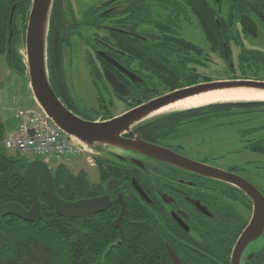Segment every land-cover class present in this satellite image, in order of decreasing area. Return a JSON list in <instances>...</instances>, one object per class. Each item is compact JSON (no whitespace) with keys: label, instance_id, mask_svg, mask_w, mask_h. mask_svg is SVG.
Here are the masks:
<instances>
[{"label":"flooded vegetation","instance_id":"af4514ba","mask_svg":"<svg viewBox=\"0 0 264 264\" xmlns=\"http://www.w3.org/2000/svg\"><path fill=\"white\" fill-rule=\"evenodd\" d=\"M105 1L52 0L48 18L46 64L51 86L63 104L85 120L91 119L73 110L81 100L71 96L75 58L78 72L84 66L92 86H96L97 80L108 101L111 100L113 105L116 101L127 105L136 87L144 89L151 80L149 76L164 73L166 58L170 59L168 67L174 66L175 50L183 44L187 70L191 67L192 45L197 49L194 52L196 58L205 59L194 64L197 77L192 83L161 89L147 100L218 80L201 71L207 67L209 57L205 26H210L213 36L223 34L226 26L230 28L231 43L239 48L237 61L247 51H262L247 48L244 42L256 39L264 32V0H231L232 3L229 0H194L195 5L193 0H114L103 5ZM32 2L12 0L6 13V49L0 54L6 63L14 59L17 65H26L19 45L21 40L24 43ZM78 2H82L81 5ZM13 5L12 36L8 46V17ZM242 14L255 23L256 36L242 27ZM197 30L200 31L199 41ZM114 33L121 35L120 47L114 45L117 39ZM176 37L183 41L176 43ZM128 42L134 44L135 59L128 53ZM231 43L225 47L226 56L232 55ZM222 56L219 49L210 53L216 60H222ZM110 57L139 76L142 82L131 80L112 64ZM103 68L109 69L129 88V96H118L104 78ZM127 106L120 112H112L111 117L136 105ZM195 108L150 117L122 136L133 140L139 135L149 143L211 168V172L207 168L195 170L152 158L134 149L103 146L93 165L97 168L95 179H91L84 169L74 172L84 174L93 189L89 195L76 199L108 197L104 209L115 214L111 224L117 231V238L114 235L117 244H121L125 235L128 212L136 216L138 244L135 247L139 250V264H264V158L250 153V157L241 161L235 157L234 149L224 152L217 148L216 144L222 139L224 110L221 106ZM111 117L103 118L100 114L94 120ZM150 121L151 124L145 125ZM217 171L247 180L261 198L256 197V193L249 195L236 183L217 177L220 174L215 173ZM119 195L127 211L120 218L122 238L113 224L122 208ZM246 231L248 235L244 237ZM107 247H112V243Z\"/></svg>","mask_w":264,"mask_h":264},{"label":"trees","instance_id":"16d2710c","mask_svg":"<svg viewBox=\"0 0 264 264\" xmlns=\"http://www.w3.org/2000/svg\"><path fill=\"white\" fill-rule=\"evenodd\" d=\"M229 2L232 3L231 0ZM11 3L12 0H0V54L5 52L6 49V13ZM194 3L193 0L192 4ZM204 30L209 54L206 59L208 64L212 60L210 53L219 49L223 55V62L233 70L235 64H230L232 58L230 54L226 56L228 52L225 48L232 40V36L228 33L230 28L226 26L223 34H215L214 36L211 34L210 26H205ZM115 34L117 39L114 45L120 47L119 38L121 35ZM175 41L181 43L183 38L176 37ZM127 50L131 58L135 59L136 51L133 43L128 42ZM195 51L197 49L192 45L191 67L190 70H187L185 45L183 44L181 48L176 49L174 66L169 68L170 59L166 58L168 62L163 65L164 73L149 76L151 80L144 89L136 87L130 96L128 106L139 105L144 100L147 101L148 98L161 89L192 83L197 77L194 74L195 65L205 60L196 58ZM149 57L151 58L150 55ZM237 62L239 76L236 78L264 80V53L262 51H247L239 57ZM7 65L15 70L25 71V66L22 63L20 66L17 65L14 59L7 62ZM98 74L102 76L100 71ZM204 79L208 78L204 77ZM95 81V89L97 90L96 96H94L95 101L83 107L76 105L73 110L82 116L89 117L91 120L96 119L100 114L103 118L111 117L113 102L104 98L106 92L99 82ZM220 106L224 110L223 118H232L229 124L247 123V125L238 129L241 135L239 140L241 151L259 154L264 158V101L218 102L195 109ZM149 124H151V121L145 125ZM5 131V125L0 120V205L15 201L25 209H29L31 200L27 185L22 178L24 166L17 159V155L7 153L2 144ZM51 172L57 193L64 199L74 200L87 196L93 191L84 174L76 175L62 163L56 164ZM38 188L41 216L37 221H27L13 214L6 215L1 219L0 231L4 233L6 240L0 253V264L138 263L139 250L135 247L138 244L137 219L130 211L128 216L125 217L127 221L124 227L125 235L121 244H117L115 242L117 231L111 224L115 214L104 209L96 212L95 215L91 213L86 217L66 218L57 214L50 206L45 195L44 183L41 180H39ZM77 218L81 219L80 222ZM114 235H116V238ZM111 243L112 247H107Z\"/></svg>","mask_w":264,"mask_h":264},{"label":"water","instance_id":"95a60500","mask_svg":"<svg viewBox=\"0 0 264 264\" xmlns=\"http://www.w3.org/2000/svg\"><path fill=\"white\" fill-rule=\"evenodd\" d=\"M114 0H106L103 5L109 4ZM52 0H33L29 21L25 31V58L29 78V88L37 105L45 112L52 122L65 134L73 136L86 145L100 149L105 146H115L121 148L134 149L152 158H159L171 161L180 166L195 169L206 170V166L193 160L187 159L173 151L157 146L143 140L137 135L133 140H126L122 134L130 133L131 128L137 123L153 117L154 113L171 103L183 100L196 95L205 94L212 91L224 89L245 88L264 92V80L244 78L235 80H217L199 83L177 89L162 96L149 99L139 105H136L125 112L103 121L85 120L68 109L57 97L51 86L47 64H46V37L48 18L51 9ZM14 5L11 8L8 17L9 31L7 43L9 46L12 36V15ZM242 27L252 36H256V25L247 15L240 17ZM227 55V53H226ZM112 64L124 72L131 80L142 82V79L130 70L123 68L116 60L109 58ZM103 74L106 81L119 97H127L131 93L129 88L118 80V78L107 68H103ZM241 101H264V100H241ZM218 102H240V101H218ZM213 102V103H218ZM211 103H207L208 105ZM203 106V105H200ZM197 107V106H196ZM17 159L24 166L22 178L28 189L31 200L29 209H25L18 202L12 201L0 205V221L9 214L16 215L27 221H37L41 216V203L39 200V180L44 183V191L47 200L53 210L66 218L84 217L90 213H96L104 210L108 202V197L98 196L92 198H81L67 200L62 198L56 190L54 178L50 168L41 160H27L24 155H17ZM211 172V168H207ZM220 173L217 177L225 179L231 183L240 185L249 195L256 193V197L261 198V194L245 179L227 172ZM135 185L136 182H134ZM118 200L122 202V208L118 218L113 224L120 231V238L123 237V231L120 225V218L126 214V208L122 197ZM246 231L244 237H247ZM5 235L0 231V253L5 245Z\"/></svg>","mask_w":264,"mask_h":264},{"label":"rangeland","instance_id":"374dc122","mask_svg":"<svg viewBox=\"0 0 264 264\" xmlns=\"http://www.w3.org/2000/svg\"><path fill=\"white\" fill-rule=\"evenodd\" d=\"M79 3V2H78ZM82 3V2H80ZM79 3V4H80ZM81 5V4H80ZM196 36H198L197 41H199L200 31L197 30ZM187 38L188 35L186 34ZM190 38L193 40V35H190ZM245 46L247 48H258L264 51V32L262 35L256 39H249L245 40ZM18 45V44H17ZM21 45V46H20ZM19 45L20 54L22 60L25 63V51H24V43L21 40ZM232 47V62L231 64H235L234 69H230L223 60H216V58H212L207 67L204 70H201L204 74L208 75V77L218 80H235V79H243V78H236L239 76V71L237 70V55L239 52V48L236 46L234 42L231 43ZM77 51V50H76ZM73 72L71 77V82L74 86L73 88V95L75 97H79V99L84 100L79 101L77 104L79 107H83L84 105H88L93 103L94 96H96L97 90L95 89L96 86H92L90 81V77L88 75L87 69L83 66L78 72V64L75 58L73 63ZM80 64V63H79ZM82 65V63L80 64ZM85 68V69H84ZM95 84V83H94ZM105 98V97H104ZM34 99L32 96V92L29 88V78L27 74V69L25 65V71L21 72L19 70H15L12 67H9L7 63L0 58V120L4 123L6 133L8 134V130L14 127L17 123V119L12 116L14 111L19 109H29L34 106ZM128 105V104H127ZM125 104L119 103L116 101L115 105L111 107L112 112H120L124 108H126ZM181 109H171L169 111L161 112L158 114H154L153 117ZM232 118L224 117L223 118V129H222V139H219V142L216 144V147L222 149L224 152L234 149L235 157L239 160L243 161L247 157H250V153L248 151H241V144L239 142L241 135L238 132V129L247 125V123H239V124H229ZM210 128L208 127L207 130ZM215 142V141H214ZM211 143L210 141L208 142ZM210 147V146H208ZM9 155H17L16 150L14 149H6ZM99 149V154H100ZM239 153V155H238ZM24 156L27 160L31 161L34 159H39L35 155L31 153H24ZM63 164L71 170L73 173L78 169H84L91 179H95L97 175V168L95 166H90L86 160L85 156L81 153L71 156L69 159L63 161ZM48 167L52 170L56 165L55 162L47 163Z\"/></svg>","mask_w":264,"mask_h":264},{"label":"built area","instance_id":"2783aa9c","mask_svg":"<svg viewBox=\"0 0 264 264\" xmlns=\"http://www.w3.org/2000/svg\"><path fill=\"white\" fill-rule=\"evenodd\" d=\"M12 116L17 123L3 139L6 149L31 153L46 163L63 162L81 153L88 164H94L98 153L75 137L65 134L38 105L16 110Z\"/></svg>","mask_w":264,"mask_h":264},{"label":"bare ground","instance_id":"6f19581e","mask_svg":"<svg viewBox=\"0 0 264 264\" xmlns=\"http://www.w3.org/2000/svg\"><path fill=\"white\" fill-rule=\"evenodd\" d=\"M241 100H264V92L255 91L245 88L224 89L219 91H212L201 95H196L183 100L171 103L161 109L157 110L154 114L169 111L171 109H187L213 103L218 101H241Z\"/></svg>","mask_w":264,"mask_h":264}]
</instances>
